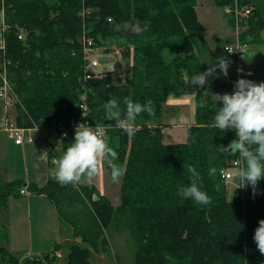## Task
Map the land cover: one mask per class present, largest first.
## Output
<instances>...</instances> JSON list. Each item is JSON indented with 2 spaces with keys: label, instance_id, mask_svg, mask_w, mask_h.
<instances>
[{
  "label": "trees",
  "instance_id": "16d2710c",
  "mask_svg": "<svg viewBox=\"0 0 264 264\" xmlns=\"http://www.w3.org/2000/svg\"><path fill=\"white\" fill-rule=\"evenodd\" d=\"M211 1L219 6L231 2ZM196 3L0 0L10 25L5 56L7 76L19 99L16 124L23 128H49L55 121L98 124L124 170L117 207L93 184L61 185L53 178L40 186L23 179H0V207H6L9 197H19L23 187L44 194L60 220L97 252L104 244V225L123 222L135 243L134 264H264V254L253 240L254 229L264 218V179L255 190L251 185L235 186L227 194L221 170L233 168L232 161L241 158L230 150L218 151L236 135L232 129L223 132L213 126L214 100L209 96L205 104L197 101L195 123L189 126L185 142L164 144L161 139L163 103L170 95L191 94L198 87L190 84L191 75L202 70L193 52V36L204 30ZM238 4L252 8L248 23L256 35L264 27V0H238ZM16 26L26 31L25 40L17 38ZM83 37L95 45L115 40L124 47L133 46L134 63L128 65L127 77L121 78L124 72L116 63L105 75L84 80ZM241 37L249 42L245 34ZM82 93L86 95L85 117L79 107ZM125 97L140 103L152 101L153 113H141L132 124L117 120L104 124L112 118L105 107L109 99H116L123 110ZM74 131L69 128L64 137L73 136ZM185 163L199 171L198 183L211 198L208 205H196L178 195L177 190L191 182ZM87 246L71 245L67 264H91ZM58 247L55 243L43 252V261L37 255L19 258L4 247L0 252L4 264H58L46 254Z\"/></svg>",
  "mask_w": 264,
  "mask_h": 264
},
{
  "label": "rangeland",
  "instance_id": "374dc122",
  "mask_svg": "<svg viewBox=\"0 0 264 264\" xmlns=\"http://www.w3.org/2000/svg\"><path fill=\"white\" fill-rule=\"evenodd\" d=\"M227 8H233L232 0L229 4L224 6L215 5L211 0H197L195 6L197 19H199L201 24H203L205 27L203 31L198 32L199 35L193 36V52L198 57L199 63L202 66L201 71H205L211 67L212 65L210 63L212 61L213 64L216 62L214 59H209V53L206 51V43L212 48L221 46L223 47L224 43H226L230 37H232L233 41L235 39V25L233 23L234 26L232 25L231 29L229 24L234 20H232L231 14L226 13ZM240 24L244 26V28L241 30V32H243L241 35L246 34V32L249 30L251 31V28H249L248 18H245ZM212 37H215L216 41H213ZM110 41L105 43V45H98L100 48L99 52L103 53L102 55L106 57V60H103L101 54L99 53L97 55L99 67L98 69H95V71H110L117 63L120 65V70L124 72L121 73L122 75H119L121 78H126L127 71L129 69L128 65L131 66L134 63V48L130 45H128V47H124V44L115 42V40H113V42ZM258 45L260 51L256 52L255 55L253 54L249 58V51L251 50L250 48L247 52L248 56L241 62V69H243V71H239L241 76H245L246 78L253 81L256 80L255 75L260 67V65L257 64L260 62V60L262 61L264 59V42H261ZM125 51H128L127 56ZM216 53V57H226L222 49H218ZM228 60L230 62L228 74H233V76L237 75V63L233 60ZM249 63L253 65L247 66ZM249 73L251 74L248 75ZM213 75L214 73L208 76L207 80L209 81ZM116 76L117 74L114 73L115 78ZM231 78L232 77L227 79L226 83L229 82ZM208 95L210 94H206L203 98H201L200 103L202 102V104H205L207 102L206 98L209 97ZM15 98V95H10V103L13 110L15 109ZM15 114L16 113L13 112V115ZM1 133L3 135L0 134V168L6 163V146L8 149V147L11 146L10 142H12L10 141L12 138L9 139L10 137L8 138V142H6L4 139L5 134L3 132ZM20 149L21 150L18 153L15 150H11L10 152L13 157H16L14 168H18V171H16L14 175H19L12 176L11 178L19 177L25 181L29 180L30 182H36L37 179L35 178L32 152L29 151V147L24 149L23 146H20ZM25 159L28 161V173L27 175H22ZM120 183L121 182H118L119 185H116L115 188H112L113 191L109 195L112 197L111 205L113 207H117L120 204ZM226 184L227 194L230 196L233 188L237 186L236 178L227 180ZM31 196H33V198L36 196H41L44 200H46L44 195H36L27 192L26 194L20 195L19 197H10V202L6 205V207H0V249L1 247H4L7 249V252L19 258L28 256L35 257V253L41 254L52 249L54 244L58 241V235L61 236L59 233V217L57 212L53 211L52 209V212L56 213H52V216L47 215L46 211L43 212V209L47 208L48 205L45 207V205L43 206L42 202L35 201L28 206L27 203L31 202L33 199H30ZM109 201L111 202V200ZM60 226L63 240L58 243L59 247L57 249L46 254H48L50 257H54L58 264H67L66 255L69 252L71 245H87L83 243L80 237H76L72 233L71 227L68 223L61 221ZM103 237L105 238L103 239L104 244L101 242L102 244L98 252L87 246L90 250L89 256L91 264H134L135 243L123 222L114 220L110 221L107 225H104ZM36 249H39V252H36ZM5 254L9 255L8 253ZM40 254L37 255V257L41 258L42 260L44 253L41 254V256ZM0 264H4L1 252Z\"/></svg>",
  "mask_w": 264,
  "mask_h": 264
},
{
  "label": "clouds",
  "instance_id": "9594fccd",
  "mask_svg": "<svg viewBox=\"0 0 264 264\" xmlns=\"http://www.w3.org/2000/svg\"><path fill=\"white\" fill-rule=\"evenodd\" d=\"M226 49L229 53L233 51L231 48ZM215 60L218 64H213L212 61L211 67L191 75L192 86H204L207 77L215 73L217 68L227 76L229 60L226 57H216ZM214 98L216 111L211 117L213 126L223 132L232 129L236 135L228 145H220L218 151L225 153L230 150L233 154H239L242 163L235 174L236 188L251 185L255 190L258 181L264 179V81L255 82L240 76L235 80L232 92L214 94ZM217 101L220 103L217 104ZM123 103L124 109L121 110L116 99H109L105 105L108 115L117 121L132 124L141 113H153L150 100L140 103L125 97ZM74 128L73 141L65 147L56 161L54 179L61 185H75L82 178L91 179L97 176L103 163L111 169L113 181H118L124 170L116 163L118 154L109 145L105 130L100 125L87 121L76 123ZM185 171L189 173L191 182L181 186L177 190L178 195L196 205H208L211 198L198 183L200 173L197 168L186 164ZM253 240L259 252L264 254V218L259 219Z\"/></svg>",
  "mask_w": 264,
  "mask_h": 264
},
{
  "label": "crops",
  "instance_id": "0c3cea01",
  "mask_svg": "<svg viewBox=\"0 0 264 264\" xmlns=\"http://www.w3.org/2000/svg\"><path fill=\"white\" fill-rule=\"evenodd\" d=\"M199 20V19H198ZM230 27L232 29L231 22L229 23ZM203 25V24H202ZM204 26V25H203ZM205 27V26H204ZM248 27V26H247ZM255 30V29H254ZM246 39H248L249 43V58L256 52H259V43L264 42V27L258 29L256 35L254 34V31H248L245 34ZM213 41H216L215 37H212ZM218 41V39H217ZM233 42L232 37L229 38V40L224 43L228 44ZM224 47V46H223ZM223 47H209L206 43V51L209 53V59L216 58V52L218 49H222ZM248 49V50H249ZM248 52V51H247ZM224 55H226L227 59L233 60L238 64V62L233 58L228 56L224 51ZM102 56L103 60H106V57ZM248 56L246 53V56L244 59ZM108 59V58H107ZM111 61V60H110ZM214 64H218L217 60ZM253 64H247V66H251ZM260 65L259 70L257 71L255 75V82L264 81V59L257 64ZM242 67V65H241ZM241 69V68H240ZM229 70V69H228ZM238 76L240 77L241 74L238 71V74L233 76L227 74V76L223 75L219 68L216 69V72L212 76V78L209 79L208 83L204 86H198L196 90L191 94H184L182 96H173L170 95L167 100L163 103L162 107V116L160 119L161 123V139L164 144L169 143H181L185 142L187 135H188V128L189 126L193 125L195 123V110L197 101H201L200 99L203 98L206 94H210L213 99L214 94H223L224 92H229V87L232 82H234ZM232 77L229 82L226 83V80ZM208 95V96H210ZM210 96V97H211ZM198 99V100H197ZM219 102V101H217ZM9 110L7 111V105L0 100V134L3 132L5 134V141L8 142V134L4 128L5 119L6 116H11L12 119L15 120L16 114L13 115V112L16 113L15 110H13L12 106H8ZM3 135V134H2ZM31 137L32 141H27V138ZM3 139V140H4ZM11 139V138H9ZM73 136H67V137H61L57 131L52 130L50 128H42V127H30L26 128V131L24 132V140L22 143L17 144L14 142V140H10L12 142L11 146H6L5 155H6V163L0 168V179L3 181H10L13 179H21L19 177L11 178L12 176H19L14 175L16 171H18V168H14L16 157H13L11 155V150L17 151V153L21 150L20 146H23L24 149H27L29 147V151L32 152L33 155V162H34V170H35V178L37 179L36 184L44 185L49 178L54 179V172H55V164L58 159V157L62 154L65 147L73 141ZM28 173V161L27 159L24 160V168L22 170V175H27ZM24 180V179H23ZM27 183H29V180H26ZM118 182H120V179L116 182L113 181L111 172H109L103 163L100 165V171L97 176L91 178V179H85L82 178L79 182L76 184L78 185H84V184H93L97 187L100 194L105 195L106 197L111 200L112 203V197L109 195L113 191L112 188H115V186L119 185ZM24 190V193H21V195L26 194L27 188L23 187L21 188ZM20 189V190H21ZM30 193V192H28ZM33 194V193H32ZM36 195H44V194H36ZM45 196V195H44ZM13 197V196H11ZM10 198V197H9ZM33 196H31L30 199H32ZM46 200H44L41 196H36L32 199L31 202H28L27 205H31L32 202H42L43 206L48 205L47 208L43 209V212L46 211V214L49 216H52V213H56L57 210L55 206L48 200V198L45 196ZM30 201V200H29ZM10 202V199H8L7 204ZM56 211V212H52ZM58 214V213H57ZM59 217V216H58ZM60 221V222H59ZM58 225H59V233L58 235V241L56 243H59L61 240H63L62 237V230H61V220L58 219ZM52 248V247H51ZM39 249H36V252ZM40 253H35V255H39Z\"/></svg>",
  "mask_w": 264,
  "mask_h": 264
},
{
  "label": "built area",
  "instance_id": "2783aa9c",
  "mask_svg": "<svg viewBox=\"0 0 264 264\" xmlns=\"http://www.w3.org/2000/svg\"><path fill=\"white\" fill-rule=\"evenodd\" d=\"M232 5L233 8H227L226 13L231 14L232 20H234L233 23L235 25V29H234L235 39L233 42L225 44L223 47V51L228 56L233 57L238 62L237 67L238 69H240L241 62L246 56V53L249 49V43L243 40L241 37L242 36L241 34L243 33L241 32V30L244 28V26L241 25L240 23L243 22L245 18H249V16L252 13V8L248 5L240 6L238 4V0H233ZM108 20H110V18ZM9 29H10V25L5 21L4 10L0 9V100H2L5 103V105H7V111L9 110L8 106L11 105L10 103L11 94L16 96L15 107L19 103V99L13 89V84L10 82L7 76V65L9 63V60L6 59L5 52H6V32ZM15 29H16L17 38L22 41L25 40L26 31L19 26H16ZM82 41L84 44V57L86 59V63L84 66V80H89L92 78L101 77L105 75V72L107 71H100V70L95 71V69H98L99 67V61L97 59V55L100 53L99 46L95 45L91 38L83 37ZM226 47L231 48L233 51L231 53L227 52ZM234 82L230 84L229 92H232L234 90ZM85 97H86L85 93L80 95L79 107L82 109V117H85L87 112ZM75 124L76 122H70V124L67 125L61 121H55L51 123L49 128L57 131L61 137H64L67 135V130L69 128H74ZM4 128L8 136L12 138L15 143L20 144L23 142L24 132L26 131V128L19 127L16 124V121L11 118V116H6ZM27 141L31 142L32 138L28 137ZM241 163H242L241 159L236 158L235 160H233L232 164L234 167L221 170V177L225 181L229 179H233ZM20 193H24V190L21 189Z\"/></svg>",
  "mask_w": 264,
  "mask_h": 264
},
{
  "label": "water",
  "instance_id": "95a60500",
  "mask_svg": "<svg viewBox=\"0 0 264 264\" xmlns=\"http://www.w3.org/2000/svg\"><path fill=\"white\" fill-rule=\"evenodd\" d=\"M114 121H115L114 118H109V119L104 120V124H106V125L112 124Z\"/></svg>",
  "mask_w": 264,
  "mask_h": 264
},
{
  "label": "bare ground",
  "instance_id": "6f19581e",
  "mask_svg": "<svg viewBox=\"0 0 264 264\" xmlns=\"http://www.w3.org/2000/svg\"><path fill=\"white\" fill-rule=\"evenodd\" d=\"M81 95V94H80Z\"/></svg>",
  "mask_w": 264,
  "mask_h": 264
}]
</instances>
